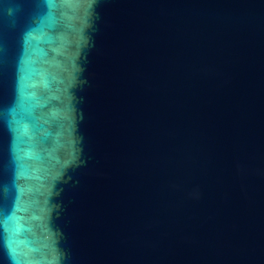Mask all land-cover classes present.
<instances>
[{
  "label": "water",
  "instance_id": "water-1",
  "mask_svg": "<svg viewBox=\"0 0 264 264\" xmlns=\"http://www.w3.org/2000/svg\"><path fill=\"white\" fill-rule=\"evenodd\" d=\"M0 264H264V0H0Z\"/></svg>",
  "mask_w": 264,
  "mask_h": 264
}]
</instances>
